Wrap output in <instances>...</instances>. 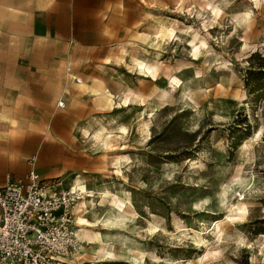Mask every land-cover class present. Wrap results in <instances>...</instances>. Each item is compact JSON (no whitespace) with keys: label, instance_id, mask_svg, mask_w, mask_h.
<instances>
[{"label":"rangeland","instance_id":"rangeland-1","mask_svg":"<svg viewBox=\"0 0 264 264\" xmlns=\"http://www.w3.org/2000/svg\"><path fill=\"white\" fill-rule=\"evenodd\" d=\"M253 53L264 0H0V184L91 192L66 264H264Z\"/></svg>","mask_w":264,"mask_h":264},{"label":"built area","instance_id":"built-area-1","mask_svg":"<svg viewBox=\"0 0 264 264\" xmlns=\"http://www.w3.org/2000/svg\"><path fill=\"white\" fill-rule=\"evenodd\" d=\"M79 197L63 181L43 180L34 169L25 179L8 174L0 185V264H66L79 246Z\"/></svg>","mask_w":264,"mask_h":264},{"label":"bare ground","instance_id":"bare-ground-1","mask_svg":"<svg viewBox=\"0 0 264 264\" xmlns=\"http://www.w3.org/2000/svg\"><path fill=\"white\" fill-rule=\"evenodd\" d=\"M163 32V31H162ZM175 32V31H174ZM168 34V36H171V35H173V32H168L167 33ZM166 35V34H165ZM194 54V53H193ZM195 55V54H194ZM138 64V66H140V67H142V68H145L146 67V63H144V62H138L137 63ZM146 69V68H145ZM147 69H148V71L149 72H151L154 76H155V73H154V71H152V69L151 68H149V66L147 67ZM146 69V70H147ZM101 100H105L106 101V103H107V105L108 104H110L111 102H112V94L110 93V92H108V91H104V92H102L101 93ZM166 99V98H165ZM147 124V123H146ZM146 126V125H145ZM149 127V126H148ZM145 128V127H144ZM145 130V129H144ZM150 130V129H149ZM100 133V132H99ZM106 133V132H105ZM108 134H110V133H108ZM112 134V133H111ZM110 134V135H111ZM109 138V137H108ZM102 140V139H101ZM103 143H105L104 142V139H103ZM107 143V142H106ZM81 188V190H82V195H83V193L85 192V193H91L90 191H87L86 190V188L84 187V186H82L81 184H80V182L79 181H77L76 182V186L74 187L75 189L76 188ZM73 189V188H72ZM109 193V192H108ZM107 192H100V194H101V198H104L105 196H106V194H108ZM89 197L91 196L90 194L88 195ZM244 199V197L242 198V200ZM95 203V202H94ZM82 205H85L86 204V201L84 200L82 203H81ZM231 213L232 214H234V215H236L238 218H244L245 216H247L248 214H249V209H248V207H247V205L245 204V203H241L239 206H237L236 207V209H233V210H231ZM231 217V215H228L227 217H226V220L227 219H229ZM79 221H80V223H81V226H90V222H89V220H87V219H85V218H79ZM228 221V220H227ZM224 223V220H219V221H217L216 222V224H215V226L217 227V229H218V239H217V243H218V247L219 246H222L224 243H225V237H224V235H223V232H222V230H221V228H220V226H221V224H223ZM196 235V234H195ZM263 238H264V234L263 235H261ZM76 238H77V240L78 241H80V242H82L80 239H79V237H78V234H77V232H76ZM243 241H245V240H243ZM255 241V240H254ZM262 242V241H261ZM247 243V242H246ZM97 244V243H96ZM245 244V243H244ZM248 244V243H247ZM259 244V240H256V242H253V245L252 246H255V245H258ZM259 246V245H258ZM261 246V247H260ZM259 247L261 248L260 249V251H262V252H264L263 251V249H262V247L264 248V244L263 245H260ZM258 247V248H259ZM255 248V247H254ZM257 249V248H256ZM257 251V250H256ZM258 252V251H257Z\"/></svg>","mask_w":264,"mask_h":264},{"label":"trees","instance_id":"trees-1","mask_svg":"<svg viewBox=\"0 0 264 264\" xmlns=\"http://www.w3.org/2000/svg\"><path fill=\"white\" fill-rule=\"evenodd\" d=\"M253 58L256 60L247 71L245 87L250 95L261 98L264 97V55L261 53H253L251 59Z\"/></svg>","mask_w":264,"mask_h":264},{"label":"crops","instance_id":"crops-1","mask_svg":"<svg viewBox=\"0 0 264 264\" xmlns=\"http://www.w3.org/2000/svg\"><path fill=\"white\" fill-rule=\"evenodd\" d=\"M116 1H118V0H116ZM119 1H120V0H119ZM114 4L117 5V3H114ZM117 6H118V5H117ZM117 8H119V7H117ZM96 10H97V9H96ZM99 11H102V10L99 9L98 12H99ZM7 175H8V174H7ZM7 175H6V176H7ZM5 179H6V177H5ZM4 182H5V180H4ZM4 182H3V183H4ZM3 183H2V184H3ZM0 185H1V184H0Z\"/></svg>","mask_w":264,"mask_h":264}]
</instances>
